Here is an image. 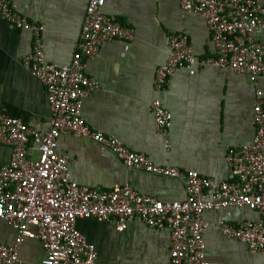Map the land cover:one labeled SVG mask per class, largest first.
<instances>
[{"label": "crops", "instance_id": "crops-1", "mask_svg": "<svg viewBox=\"0 0 264 264\" xmlns=\"http://www.w3.org/2000/svg\"><path fill=\"white\" fill-rule=\"evenodd\" d=\"M10 1L31 22L44 26L45 61L70 62L88 0ZM103 12L134 29L135 38L105 42L86 59L85 73L98 83L83 99L86 122L159 165L195 170L218 182L233 180L228 154L254 141V104L257 90L264 91V76L255 84L245 73L205 65L195 67L194 74L177 70L166 88L158 89L156 73L167 60L170 34L186 33L197 57L216 55L206 17L183 11L181 0H106ZM255 39L264 44V28ZM33 48L30 30L18 29L0 16V111L45 132L52 117L46 88L22 63ZM157 98L172 113L168 137L155 125ZM58 150L69 155L71 177L79 184L102 189L129 184L164 201L186 197L183 181L128 168L109 149L85 138L62 135ZM11 156L12 147L0 144V167ZM203 218L209 264H264V253L252 252L246 243L216 228L222 220L236 226L263 221L258 211L229 207L207 211ZM76 226L96 247L98 264H171L169 230L135 219L119 232L113 222L94 217L79 218ZM16 237V229L0 218V242L10 244ZM19 253L21 264H42L46 255L42 242L30 238L21 243Z\"/></svg>", "mask_w": 264, "mask_h": 264}, {"label": "built area", "instance_id": "built-area-1", "mask_svg": "<svg viewBox=\"0 0 264 264\" xmlns=\"http://www.w3.org/2000/svg\"><path fill=\"white\" fill-rule=\"evenodd\" d=\"M106 0H88L77 50L70 62L47 63L44 26L15 10L10 0H0V16L34 37L24 68L46 88L52 108L47 131L29 126L0 111V144L12 147L8 164L0 167V218L16 229L13 243L0 242V264H21L20 245L25 238L38 239L46 251L42 264H98L96 247L77 228L79 218L110 221L119 232L135 219L171 234V264H209L204 238L207 211L229 207L249 208L264 217V91L258 89L254 104V141L228 154L234 179L218 182L195 170L155 163L146 153L130 149L120 139L93 129L82 116L83 99L98 83L85 73L86 59L100 46L115 39L131 41L134 29L103 12ZM188 13L203 15L211 32L216 55L197 57L186 33L169 35L167 60L158 68L156 86L165 89L177 70L195 73V67L213 65L249 75L253 83L264 76V44L255 34L264 28V0H181ZM157 130L168 137L172 113L162 99L153 102ZM62 135L98 143L131 169L184 182L186 197L164 201L141 193L129 184L102 189L79 184L71 177L72 160L58 150ZM168 143V141H167ZM228 237L264 253V220L217 226Z\"/></svg>", "mask_w": 264, "mask_h": 264}, {"label": "trees", "instance_id": "trees-1", "mask_svg": "<svg viewBox=\"0 0 264 264\" xmlns=\"http://www.w3.org/2000/svg\"><path fill=\"white\" fill-rule=\"evenodd\" d=\"M115 20H116V19H115ZM119 22H120V21H119ZM121 24H123V25H124V22H122V21H121Z\"/></svg>", "mask_w": 264, "mask_h": 264}]
</instances>
